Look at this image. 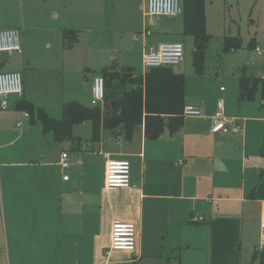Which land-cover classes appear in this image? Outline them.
<instances>
[{
	"label": "crops",
	"instance_id": "obj_1",
	"mask_svg": "<svg viewBox=\"0 0 264 264\" xmlns=\"http://www.w3.org/2000/svg\"><path fill=\"white\" fill-rule=\"evenodd\" d=\"M172 18L181 19L183 31L182 16ZM67 31L80 32L61 31L71 51L74 45H66ZM144 37L142 64L144 50L163 43L149 42L148 32ZM250 38V46L260 43L255 34ZM28 44L31 48V41ZM23 50L20 55L27 53L31 68L26 39ZM105 65L102 72L127 68L144 76L149 71L121 66L114 56ZM257 65L261 68L259 60ZM92 87L93 83L91 92ZM185 91L186 106L198 108L202 116L185 118L177 133L166 131L158 140H148L142 128L126 140L118 132L104 131L100 141L93 142L92 124L86 133L76 130L84 123L73 128L68 151L64 142L44 133L41 123L18 111L22 100L40 108L24 81L23 96L10 100L8 111L15 107L19 113L16 130L23 127L20 119L28 120L27 128L0 130V264H171L178 252L183 264V258L198 250L209 258L233 259L238 246L253 255L264 249V96L241 103L239 82L231 93L223 86L209 91L202 85L195 94L189 93L186 80ZM221 109L224 117L239 121L240 133L211 132ZM22 134L27 141L11 149L15 141L9 140ZM63 153L68 154L67 169L61 166ZM108 159L131 163V188L106 190ZM116 220L136 225L135 252L108 255Z\"/></svg>",
	"mask_w": 264,
	"mask_h": 264
},
{
	"label": "rangeland",
	"instance_id": "obj_2",
	"mask_svg": "<svg viewBox=\"0 0 264 264\" xmlns=\"http://www.w3.org/2000/svg\"><path fill=\"white\" fill-rule=\"evenodd\" d=\"M146 8L147 0H0V30L15 29L10 25H16L21 31L22 44L26 39L27 49L29 54L31 49L32 54L30 68L27 53L13 56L0 53V62L6 64L0 72L21 73L23 81L34 93L36 105L58 120L62 118L63 102L91 105L92 79L102 72L105 64L112 63L113 56L121 66L143 71L141 51L147 32L151 35L149 42H180L184 45L185 62L174 70L185 75L189 93L194 91L196 94L202 85H207L209 91H219L223 86L231 93L238 87L243 69L248 70L247 74L254 73L256 78L262 77L258 60H253L250 35L255 34L260 40L255 48L264 45V0H207L205 14L211 40L203 75L195 73L194 39L183 34L181 19L149 17ZM65 28L80 32L76 34L78 41L66 39V45L73 42L71 51L64 46L61 31ZM225 37L240 38L241 48L224 51ZM28 41H31V48ZM86 79H89L88 83ZM14 97L11 96L9 101ZM14 108L8 112L0 111V130H16L19 113ZM20 120H23V127L16 131L27 128L28 120ZM88 125L91 123L78 126L76 130L86 133ZM9 141H15L13 149L23 146L27 140L22 134L21 138ZM0 145H3L2 141ZM63 145L65 150H70V141ZM239 249L240 246L236 247L237 256L233 259L228 256L209 258L202 250L194 251L190 258H183V264H252L253 254ZM177 256L171 264H181L179 252Z\"/></svg>",
	"mask_w": 264,
	"mask_h": 264
},
{
	"label": "trees",
	"instance_id": "obj_3",
	"mask_svg": "<svg viewBox=\"0 0 264 264\" xmlns=\"http://www.w3.org/2000/svg\"><path fill=\"white\" fill-rule=\"evenodd\" d=\"M207 0H182L183 34L194 39L193 66L197 75L205 72L206 52L211 40L207 32ZM76 33L65 32V39ZM73 42L67 46L71 47ZM242 41L237 37H225L223 48L233 52L241 48ZM255 48V42L251 44ZM105 100L101 106H84L79 102L65 103L60 120L52 117L45 109L22 100L17 109L27 112L33 123L39 121L45 134H53L55 141L62 143L71 140L73 128L90 122L92 141L99 142L104 131L118 132L126 140L143 128L148 140H158L166 131L177 133L184 124L186 106V78L174 68H155L144 76H135L134 70L116 68L104 70ZM239 101H253L258 94L264 96V79L248 76L244 70L239 79ZM252 264H264V249L255 252Z\"/></svg>",
	"mask_w": 264,
	"mask_h": 264
},
{
	"label": "built area",
	"instance_id": "obj_4",
	"mask_svg": "<svg viewBox=\"0 0 264 264\" xmlns=\"http://www.w3.org/2000/svg\"><path fill=\"white\" fill-rule=\"evenodd\" d=\"M183 15L182 0H147L146 16L149 17H181ZM0 53L8 56L23 54V44L20 31L17 29L0 30ZM254 59L261 63L264 70V45H258L254 49ZM185 62V47L180 42L162 43L158 47L149 46L143 52V66L146 70L155 68H175ZM2 62H0L1 68ZM264 79V75H263ZM224 90V89H221ZM105 79L97 76L93 80V99L91 106H101L105 100ZM24 93L23 76L19 72H0V111H8L11 96L22 97ZM28 117L29 115L26 114ZM184 118H199L202 112L187 105L183 112ZM20 126V124H19ZM242 131V125L236 118L224 117L221 109L212 125V133L238 134ZM61 166L67 169L70 166L68 154H62ZM69 180V177H64ZM131 163L128 160L108 159L106 163L105 188L112 192L116 189L131 188ZM264 227V224H263ZM137 247V227L133 223H125L116 220L112 224L111 244L108 255L112 252H135Z\"/></svg>",
	"mask_w": 264,
	"mask_h": 264
},
{
	"label": "water",
	"instance_id": "obj_5",
	"mask_svg": "<svg viewBox=\"0 0 264 264\" xmlns=\"http://www.w3.org/2000/svg\"><path fill=\"white\" fill-rule=\"evenodd\" d=\"M4 65H2V67H3Z\"/></svg>",
	"mask_w": 264,
	"mask_h": 264
}]
</instances>
